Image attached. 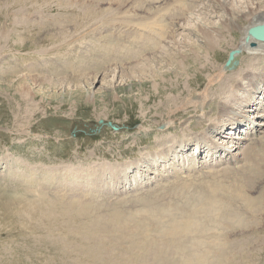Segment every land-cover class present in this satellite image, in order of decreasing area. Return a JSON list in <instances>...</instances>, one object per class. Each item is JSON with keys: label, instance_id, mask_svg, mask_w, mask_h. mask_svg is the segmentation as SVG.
<instances>
[{"label": "rangeland", "instance_id": "obj_1", "mask_svg": "<svg viewBox=\"0 0 264 264\" xmlns=\"http://www.w3.org/2000/svg\"><path fill=\"white\" fill-rule=\"evenodd\" d=\"M180 1L0 0V264H97L85 255L93 245L89 237L97 246L101 235L106 247L125 249L135 234L131 228L129 240L117 239L98 235L99 229L115 225L119 234V215L135 209L154 205L150 217L172 201L191 206L210 177L224 183L241 177L249 185L244 192L256 194L260 176L251 185L247 168L264 148V92L250 98L246 91L256 76L262 88L264 44L245 49L234 69L223 65L245 37L247 20L261 19L264 0H211L213 8L207 0ZM236 13L238 22L230 19ZM175 48L181 54L166 60ZM238 71L250 74L229 86ZM233 90L242 100H231ZM203 97L206 104L199 107ZM231 106L238 108L227 116ZM233 117L242 123L232 126ZM231 126L234 135L227 137ZM213 129L222 130L217 142L196 157V140L211 139ZM167 153L166 160L157 159ZM131 162L140 167L123 181L115 173ZM104 180L115 190L101 188ZM95 181L99 186L92 188ZM183 184L187 194L172 197ZM263 195L255 197L250 215L241 214L240 203L198 213L195 220L203 226L183 253L203 250L200 264H264ZM174 207L171 212L179 215ZM176 253L182 255H169L180 263Z\"/></svg>", "mask_w": 264, "mask_h": 264}, {"label": "bare ground", "instance_id": "obj_2", "mask_svg": "<svg viewBox=\"0 0 264 264\" xmlns=\"http://www.w3.org/2000/svg\"><path fill=\"white\" fill-rule=\"evenodd\" d=\"M131 1V0H130ZM186 3L188 1V4L190 3V0H185ZM207 1H211V0H207ZM213 1V0H212ZM215 1V0H214ZM224 1V0H223ZM249 1V0H248ZM247 1V2H248ZM254 1H259V0H254ZM180 0H179V4H180ZM165 3V2H163ZM227 3V2H226ZM223 4V2H222ZM241 4V3H240ZM177 5V4H176ZM184 5V4H182ZM181 5V6H182ZM209 5H211V8L214 7L213 3H209ZM257 5H258V2H257ZM180 6V7H181ZM260 6V5H259ZM233 7V6H232ZM247 7V6H245ZM250 7V6H249ZM252 7V5H251ZM173 8V7H172ZM180 9V8H179ZM187 9V8H186ZM233 10L236 9V8H232ZM246 10V8H244ZM253 9V7H252ZM259 9V8H258ZM173 10H178L177 9H173ZM172 10V11H173ZM183 10V9H182ZM212 10V9H211ZM231 10V9H230ZM240 10V9H239ZM242 10V8H241ZM260 10V9H259ZM179 12L181 10H178ZM178 11L174 12V13H178ZM213 11V10H212ZM217 11V10H216ZM229 11V10H228ZM236 11V10H234ZM248 11V10H247ZM157 12V11H156ZM211 12V11H210ZM219 12V11H218ZM231 12V11H229ZM239 12V11H238ZM241 12V11H240ZM262 12V11H261ZM244 13V12H243ZM259 13V12H258ZM223 14V13H222ZM233 14V12H232ZM209 15V14H207ZM225 15V14H224ZM230 15V14H229ZM239 15L238 13H236L235 15H232L231 16V20L233 21H236L238 22V19H239ZM264 15V13H263ZM263 15H261V19H258V20H254L253 18H250L249 20H247L249 22V25L247 26V28L245 29L244 31V36H246V32H247V29L251 26H254V25H257V24H262L264 23V19H262ZM159 16V15H158ZM160 16H163L160 15ZM236 16V17H235ZM242 16H245V14H242ZM254 16V15H253ZM165 17V16H164ZM182 17V16H181ZM227 17V16H226ZM257 17H258V14H257ZM150 18V16H149ZM161 19V17H159ZM189 18V17H188ZM255 18V17H254ZM230 19H226L227 23H230L229 20ZM246 19V18H244ZM151 20L152 17H151ZM157 20V19H156ZM155 20V21H156ZM208 20V19H206ZM210 21V20H208ZM221 21V20H220ZM254 21V22H253ZM257 21V22H255ZM158 24V22H157ZM175 24V23H174ZM202 24V23H201ZM222 24V23H221ZM226 24V23H225ZM234 24V23H233ZM239 24V23H238ZM159 25V24H158ZM176 25V24H175ZM203 25V24H202ZM224 25V24H223ZM228 25L229 27V24H226ZM247 25V24H246ZM196 28H197V25H195ZM200 26V25H198ZM209 27V25H207ZM232 26V25H231ZM159 27V26H158ZM163 27V26H162ZM178 27V26H177ZM214 27V26H213ZM222 27V26H221ZM233 27V26H232ZM194 28V27H193ZM210 28V27H209ZM226 28V27H225ZM234 28V27H233ZM159 29V28H158ZM191 29V28H189ZM216 29V28H215ZM223 29V28H222ZM236 29V28H235ZM238 29V28H237ZM241 29V28H240ZM174 30H175V27H173V30L170 32L169 31H165L164 35L167 34L168 37L170 39H172L175 35H174ZM195 30V29H194ZM209 30V29H207ZM207 30H204V31H207ZM220 30V29H219ZM218 30V31H219ZM223 30H226V29H223ZM228 30V29H227ZM189 31V30H188ZM196 31V30H195ZM194 31V33H195ZM210 31V30H209ZM214 31V30H213ZM229 31V30H228ZM240 31V30H239ZM222 32V30H221ZM190 33V32H189ZM193 33V34H194ZM196 33L198 34V31H196ZM200 33V32H199ZM204 35L206 34L205 32H203ZM215 33V32H213ZM212 33V34H213ZM223 33V32H222ZM242 33V32H241ZM196 34V35H197ZM208 35L209 32H208ZM243 35V34H242ZM221 36V35H220ZM206 37V36H205ZM209 37V36H208ZM212 37V36H211ZM217 37V35L215 36ZM168 38V39H169ZM146 41L148 42V44H153L154 41H153V38L150 37V36H147L145 37ZM200 39V38H199ZM204 39V38H203ZM217 40L218 37L216 38ZM240 39V38H239ZM244 39H246V37H243L239 43L234 46L235 48L231 49L230 51H233L235 52L234 53V60L232 61V64L228 67V66H225L223 65L224 69L223 70H232L236 67L237 63H239V59L241 57V55H243L245 49L248 48V50L250 51V49H253L251 48L250 46H254V44L252 43H256V45H260V44H264V42H261V41H257L255 40L254 38L250 37L249 39L246 40V42L244 41ZM195 40V39H194ZM214 40V39H213ZM197 41V40H196ZM195 41V42H196ZM199 41V40H198ZM210 41V40H208ZM194 42V41H193ZM204 43V41H202ZM212 42V41H210ZM215 44V42L213 43ZM197 45V44H196ZM198 46V45H197ZM208 46V44H207ZM214 46V45H213ZM261 46V45H260ZM190 47V46H189ZM196 48V47H195ZM199 48L203 49V51L205 50L204 48V44L202 46H199ZM210 48V47H209ZM219 48V47H218ZM198 49V47H197ZM254 50V49H253ZM177 49L175 48L171 54H168L165 56L166 60H171V59H174L175 56H177V54H181L180 52H176ZM189 51V50H188ZM192 51V50H191ZM189 51V52H191ZM201 51V50H199ZM160 52V51H159ZM157 52V53H159ZM198 52V50H197ZM152 54L150 55L149 57H146L144 59H142V61L152 57V56H156V54ZM194 53V52H193ZM207 53V51L205 52ZM246 53V52H245ZM144 53H142L141 55L143 56ZM190 53H188L189 55ZM196 54V53H194ZM199 54V53H198ZM248 54H253L252 53H248ZM187 55V56H188ZM193 55V54H192ZM191 55V56H192ZM257 55V54H256ZM202 56V55H201ZM186 57V56H185ZM195 57L197 58V55H195ZM200 57V56H199ZM180 58V57H179ZM176 60V59H175ZM174 60V61H175ZM187 60V59H186ZM173 61V60H172ZM180 61V60H179ZM177 61V62H179ZM177 62H174V63H177ZM183 62V61H182ZM182 62H180V65L182 66ZM193 62V61H192ZM171 63V61H170ZM168 64V63H167ZM194 64V63H193ZM192 64V65H193ZM170 65V64H169ZM173 65V64H172ZM176 65V64H175ZM164 66V65H163ZM162 66V67H163ZM177 66V65H176ZM175 66V68H176ZM222 67V68H223ZM173 68V67H172ZM183 68V67H181ZM217 68V67H216ZM240 69V68H239ZM176 70V69H175ZM182 70V69H181ZM184 70V69H183ZM187 70V69H186ZM218 70V69H217ZM177 71V70H176ZM259 71V70H258ZM143 72V71H142ZM185 72V71H184ZM212 72V71H211ZM177 73V72H176ZM217 73V72H216ZM250 74L249 71H246L245 74L243 76H241V73L240 71L237 72V75H240V77H235L234 79L233 78H230L229 79V86H233L234 85V82L235 81H240V80H243V79H247L248 78V75ZM176 75V74H175ZM182 75V74H181ZM207 75V74H206ZM263 75V79H262V88L259 87L258 85V82L257 80L258 79H261L259 78L258 76H256L254 78V81H251L250 82V89L247 90L246 92L249 91V94L248 96L251 97H254L255 95L253 94L254 92L256 93L257 91H263L264 92V74ZM177 76V75H176ZM179 76V75H178ZM222 76V75H220ZM251 76V75H250ZM226 77V75H225ZM210 78V77H209ZM221 78V77H220ZM258 78V79H257ZM216 79V78H214ZM214 79H211L209 80V86H211L212 88V84L214 83ZM223 78L219 79L220 80V83H225L224 79L222 80ZM110 80V79H109ZM177 81V80H176ZM218 82V81H217ZM208 86V87H209ZM206 89V88H205ZM204 89V90H205ZM208 89V88H207ZM242 89V88H241ZM236 90H233L231 93H230V97H231V100H236V101H239V100H242L243 96L240 97L237 96L235 94ZM201 92V91H200ZM206 92V90L204 91ZM197 93V92H196ZM208 94V93H206ZM205 94V95H206ZM247 94V93H246ZM261 94V93H260ZM254 95V96H253ZM181 96V95H180ZM207 98V97H206ZM249 98V100L251 101V99ZM189 99V98H188ZM198 99V98H197ZM196 99V101H198ZM205 98L203 97L199 102H198V105L199 107H204L205 106ZM172 100V99H171ZM182 101V100H181ZM190 101V100H188ZM193 101V105H195L196 102ZM262 103V102H261ZM191 104V103H190ZM253 104H256L253 102ZM238 106V104H235ZM187 106V105H186ZM236 106V108H238ZM223 107H226L225 105ZM230 107V106H229ZM234 108L233 106H231V109L227 112V116L230 115V113L232 112V109H236ZM220 113L225 117L226 114H224V111H220ZM242 117V116H240ZM256 117V116H255ZM261 116H259V118H261ZM253 119V118H252ZM230 120H232V122H230V124L232 126L235 125V123H239L238 125H240L242 123V120H239L237 121V118L236 117H233L231 118ZM250 119H247V121H249ZM234 121V122H233ZM232 126L230 127L229 130H226L228 132L227 133V137L228 136H231V135H234L233 132H232ZM238 126L236 125L233 129V131L237 130L236 132L239 133V127L237 128ZM255 129L257 130V128L259 127L258 124L255 123ZM253 127V128H254ZM222 130L220 131H216V129H213L211 132H215L213 135L211 133V139L210 138H204V139H197L195 144L197 147H198V152L197 154H200V151L204 148V145H206L207 147H211L212 146V143L213 142H217V140H215L216 138L215 137H218L220 136V133H221ZM226 137V138H227ZM231 138V137H229ZM220 139V138H219ZM261 140L264 141V133L263 135L261 136ZM252 141V140H251ZM174 146V144H172V147ZM188 149V148H186ZM223 149V148H221ZM220 149V150H221ZM219 149H216L215 150V154L218 153L220 151ZM261 154L260 152H258L256 155V158H253L252 159V165L253 167L251 168H247L248 169V173H247V177L251 180L250 183L251 185L253 184L254 182V179L257 177V176H260L258 177L257 179V185H256V188L257 191H256V194H250V191L249 193H245V189L248 188L249 185L246 184V182L241 178V177H237L236 179L233 180V182L231 183H224V182H220L218 179L214 178V177H210V178H207V179H204V184L201 185L200 187H202L201 189L202 192L200 193L201 196H199V200L196 201L197 203H193V205L191 206H183V205H180L179 207L178 206V202L174 203V201L170 202L169 205H170V208L167 207L168 205H165V204H162V205H159V207L161 206L162 209H160V211L158 213L155 212V214L153 212H151L150 214H154L152 216L149 217V212L150 211V207H153V206H150V203L152 201H150L148 204L150 207L146 208L147 210H145L144 208L142 209H135L136 213L131 215L130 216V213H128L126 216H122L121 217V212L119 215V218H118V221H119V225L121 227V231L119 234H117L116 232V228H115V225H110L108 224L107 228L104 229H99L98 230V235L99 234H102V235H105V236H108V234H112L113 236L115 235H118L117 239H120V238H125L126 240L128 239L129 240V231L131 230V228H134L135 229V234H134V242H129L130 243V246H127L126 245V248L124 249L122 246H121V249L120 248H117V247H106L102 242H101V235L99 236L98 238V243L99 245L97 246L96 245V240L94 238V236H91L88 238V240L93 244V245H90L89 249L86 251L85 255L87 257V259L91 262H94V263H97V264H103V263H106V264H115L116 262L114 261V259H116L119 264H182L184 262V264H200L202 258L201 256L203 257L204 255V251L201 250V251H190V252H185L183 253L186 249L185 247L190 245V241L191 238L194 233L198 232L199 230H201L202 226H203V223L202 224H199L196 220H195V217L198 213H209V212H212L220 207H223V208H226V209H235L238 207L237 203H240V212L242 215H250L251 212L254 213V210H255V207L257 206V202L255 201V197L258 198L260 197L262 191H264V186L262 187H258L259 185V182L261 184L264 185V175H260L262 173V171H264V148H262L261 150ZM243 152V151H242ZM157 155V154H156ZM155 155V156H156ZM163 156L161 155H158L159 158L157 159H165L168 157V153L167 155H164L162 154ZM154 156V155H153ZM163 157V158H161ZM230 158V157H228ZM153 160H156V157L152 158ZM240 160V158L238 159ZM146 161V160H145ZM144 161V162H145ZM232 161V160H231ZM231 161H228V162H231ZM142 163V162H140ZM144 164V163H143ZM239 164V162H238ZM147 165V163H146ZM151 165V164H150ZM231 165H228L226 167H230ZM233 166V165H232ZM138 167V168H137ZM140 167V164L138 162H131V164H128L124 167H121V168H118L117 169V173H115L117 176H122V179L123 181L124 180H129V177H128V174H130V172H132V168H137L139 169ZM243 167H246V166H243ZM113 169V168H112ZM115 169V168H114ZM99 170H102V168H99ZM111 170V169H109ZM115 171V170H114ZM142 171V170H141ZM151 171V170H150ZM164 173V172H163ZM141 174V173H140ZM139 174V175H140ZM159 174V173H158ZM161 176L163 175H160V178ZM86 177H88L86 175ZM97 177V176H95ZM109 177L111 178L112 176L109 175ZM142 177V176H141ZM205 178V177H204ZM78 180V179H77ZM104 180L103 181V184L101 183V188L105 185L107 186V188L105 189V191H114L115 190V187L112 185V186H109V183L106 182ZM71 184V182H69ZM105 183V184H104ZM90 186L92 188H96V186H99V183H97V181H95V184H92L90 183ZM116 184V183H115ZM188 192V185L187 184H183L180 188V190H175L171 193V195L173 194L172 197L176 196V197H181V196H185ZM263 197L264 195L262 196L261 200L263 201ZM197 200V198H195ZM194 199V201H195ZM193 201V202H194ZM152 204V203H151ZM147 206V205H146ZM175 206L176 208L180 209L181 210V213L179 215H175L174 212H171V207ZM259 207L261 206L260 204L258 205ZM143 207H145L143 205ZM158 207V206H156ZM155 207V208H156ZM174 207V208H175ZM173 209V208H172ZM174 210V209H173ZM172 210V211H173ZM262 210H260L257 215H260ZM105 213V212H104ZM124 213V212H123ZM126 214V213H125ZM124 215V214H123ZM239 220H241L240 217H238ZM133 231V230H132ZM131 231V232H132ZM153 231V232H151ZM100 232V233H99ZM158 234V235H155L154 237H151L149 236L150 234ZM201 233V231L199 232ZM198 233V235H199ZM197 235V236H198ZM132 236V235H131ZM131 236H130V239H131ZM195 236V235H194ZM103 237V236H102ZM202 237V236H200ZM107 238V237H106ZM104 238L103 241H106ZM133 240V239H131ZM195 240V238H194ZM193 240V242H194ZM202 240V239H200ZM199 237H198V240L199 241ZM108 241V240H107ZM106 241V242H107ZM105 242V243H106ZM121 242H124V241H121ZM187 242H190L188 245H186ZM114 243V242H113ZM195 243V242H194ZM193 243V244H194ZM198 243V242H197ZM179 244L182 245V249L180 248ZM192 244V243H191ZM122 245V244H121ZM193 245H191L192 247ZM195 246V245H194ZM193 246V247H194ZM197 246H200L199 243ZM196 246V247H197ZM192 247V248H193ZM123 248V249H122ZM171 248V250H169ZM188 248H190V246H188ZM200 247H198L199 249ZM112 249H116L117 251V254L114 256L112 253H109L108 251L109 250H112ZM195 249V248H194ZM193 249V250H194ZM202 249V247H201ZM189 250V249H188ZM192 250V249H191ZM196 250V249H195ZM174 251H177V252H180L183 257V261L181 260V256L178 255V253H176L179 257V260H180V263H178L177 259L175 258V256H170L169 254L171 252H174ZM175 254V255H176ZM177 256V257H178ZM198 257V258H197ZM197 258V259H196ZM196 259V260H195ZM93 260V261H92ZM110 262V263H109ZM182 262V263H181Z\"/></svg>", "mask_w": 264, "mask_h": 264}, {"label": "water", "instance_id": "obj_3", "mask_svg": "<svg viewBox=\"0 0 264 264\" xmlns=\"http://www.w3.org/2000/svg\"><path fill=\"white\" fill-rule=\"evenodd\" d=\"M245 37H246V40L249 39V37H253L256 40L264 41V23L249 27L247 29V34ZM234 53L235 52L233 51H229L228 57L224 63L225 66L229 67L232 64V61L234 60ZM108 125L111 126L110 122H108ZM112 127L113 129H115V126H112Z\"/></svg>", "mask_w": 264, "mask_h": 264}]
</instances>
